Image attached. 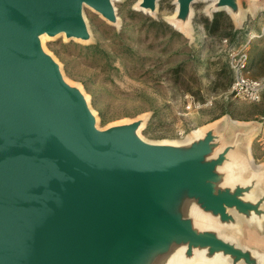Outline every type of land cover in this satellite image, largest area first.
I'll return each instance as SVG.
<instances>
[{
	"label": "water",
	"instance_id": "water-1",
	"mask_svg": "<svg viewBox=\"0 0 264 264\" xmlns=\"http://www.w3.org/2000/svg\"><path fill=\"white\" fill-rule=\"evenodd\" d=\"M196 1L177 0L179 32ZM211 1L242 20L240 0ZM86 8L120 22L113 0H0V264H264L251 242L264 234V168L240 132L173 143L141 134L147 116L100 127L46 50L44 34L92 39Z\"/></svg>",
	"mask_w": 264,
	"mask_h": 264
},
{
	"label": "rangeland",
	"instance_id": "rangeland-1",
	"mask_svg": "<svg viewBox=\"0 0 264 264\" xmlns=\"http://www.w3.org/2000/svg\"><path fill=\"white\" fill-rule=\"evenodd\" d=\"M113 1L120 17L116 25L86 8L93 35L90 41L67 40L65 36L45 41L46 50L60 61L66 77L89 95L99 126L147 116L142 133L140 130L145 138L178 143L215 125L229 141L240 132V150L253 165L264 168V92L258 101L232 92L229 42L221 41L220 34L209 33L204 23L215 16L210 10L212 1L193 4L190 30L180 36L171 35L168 29L158 36L155 30H147V18L169 25L173 20L182 29L181 23L172 19L177 0H159L153 15L138 10L140 0ZM240 3L242 20L232 21L242 32L237 34L234 48L245 44L251 50L264 38V0ZM132 11L138 13L133 18ZM221 20L224 25L230 23L225 17ZM96 44L100 51L94 56L87 59L78 54L81 47ZM179 65L177 75L172 69ZM251 75L264 82L257 65L251 67ZM229 78L228 87L220 86ZM259 237L251 242L264 250V234Z\"/></svg>",
	"mask_w": 264,
	"mask_h": 264
},
{
	"label": "trees",
	"instance_id": "trees-1",
	"mask_svg": "<svg viewBox=\"0 0 264 264\" xmlns=\"http://www.w3.org/2000/svg\"><path fill=\"white\" fill-rule=\"evenodd\" d=\"M138 13L136 11H132L130 14V17L133 18L135 15H137ZM225 17L227 20H229V24H223L222 22V18ZM149 20V24H148V32H151L153 30L155 35L158 36L160 35V33H165L166 30L168 29L171 33V35H181V32H179L178 30L174 29L171 27V25H169L168 23H166L165 21H158L156 19L153 18H147ZM205 23V27L208 30L209 33L211 34H216V35H221V41H223L224 39H228L229 42V46L234 47L237 42V34L239 32H242L241 29H236L235 25L231 19V17L226 13V12H219L216 13L214 18L212 20L210 19H205L204 20ZM161 29V30H160ZM161 31V32H160ZM225 36V37H222ZM260 43L258 44H254L252 46V49H249V65L252 68H255V66L257 65V73L259 74H263L264 73V38L261 39L259 41ZM100 51L99 45H88L85 47H81V49L79 50L78 54H82L84 56H86V58H90V56H94L96 53H98ZM173 72H175L177 75L180 74L181 71V65L175 67L174 69H172ZM231 82V79L229 78L228 82H224L223 84L221 83L220 86L222 87H228L229 84Z\"/></svg>",
	"mask_w": 264,
	"mask_h": 264
},
{
	"label": "built area",
	"instance_id": "built-area-1",
	"mask_svg": "<svg viewBox=\"0 0 264 264\" xmlns=\"http://www.w3.org/2000/svg\"><path fill=\"white\" fill-rule=\"evenodd\" d=\"M228 42V39H224ZM229 46V64L233 73L232 92L251 101H258L264 92V82L251 75L249 48L242 45L236 49Z\"/></svg>",
	"mask_w": 264,
	"mask_h": 264
},
{
	"label": "bare ground",
	"instance_id": "bare-ground-1",
	"mask_svg": "<svg viewBox=\"0 0 264 264\" xmlns=\"http://www.w3.org/2000/svg\"><path fill=\"white\" fill-rule=\"evenodd\" d=\"M155 13V12H154ZM181 28H182V25H181ZM59 35H62V36H65V34L64 33H62V34H59ZM48 39V36L46 35V34H44V35H42V42H43V44H44V46H45V41ZM85 42V41H84ZM87 96H88V98H89V95L87 94ZM205 131H203V132H201V133H196L195 135H193V136H196V135H201V134H203ZM192 137V136H191ZM190 137V138H191ZM189 138V139H190ZM180 142V141H179ZM232 155V154H231ZM219 263H223V264H225L224 262H218V264Z\"/></svg>",
	"mask_w": 264,
	"mask_h": 264
}]
</instances>
